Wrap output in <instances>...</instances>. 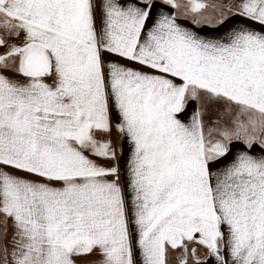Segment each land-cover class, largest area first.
<instances>
[{
  "label": "snow or ice",
  "instance_id": "obj_1",
  "mask_svg": "<svg viewBox=\"0 0 264 264\" xmlns=\"http://www.w3.org/2000/svg\"><path fill=\"white\" fill-rule=\"evenodd\" d=\"M0 264H264V0H0Z\"/></svg>",
  "mask_w": 264,
  "mask_h": 264
},
{
  "label": "crops",
  "instance_id": "obj_2",
  "mask_svg": "<svg viewBox=\"0 0 264 264\" xmlns=\"http://www.w3.org/2000/svg\"><path fill=\"white\" fill-rule=\"evenodd\" d=\"M180 23L182 24H187L188 22L187 21H183L181 20ZM115 139V138H114ZM125 155H127V146H125ZM123 164V161L121 162Z\"/></svg>",
  "mask_w": 264,
  "mask_h": 264
}]
</instances>
